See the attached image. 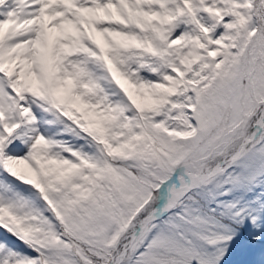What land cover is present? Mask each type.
Segmentation results:
<instances>
[{"label":"snow or ice","instance_id":"1","mask_svg":"<svg viewBox=\"0 0 264 264\" xmlns=\"http://www.w3.org/2000/svg\"><path fill=\"white\" fill-rule=\"evenodd\" d=\"M0 264H264V0H0Z\"/></svg>","mask_w":264,"mask_h":264}]
</instances>
